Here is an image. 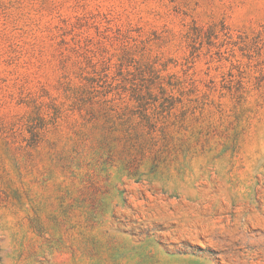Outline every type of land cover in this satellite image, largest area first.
Here are the masks:
<instances>
[{"label": "rangeland", "instance_id": "374dc122", "mask_svg": "<svg viewBox=\"0 0 264 264\" xmlns=\"http://www.w3.org/2000/svg\"><path fill=\"white\" fill-rule=\"evenodd\" d=\"M0 264H264V0H0Z\"/></svg>", "mask_w": 264, "mask_h": 264}]
</instances>
